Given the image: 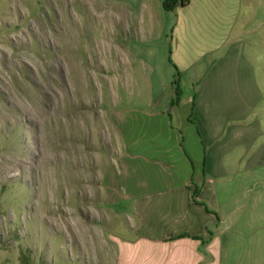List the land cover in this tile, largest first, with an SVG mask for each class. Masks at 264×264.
I'll return each mask as SVG.
<instances>
[{"label":"rangeland","instance_id":"obj_1","mask_svg":"<svg viewBox=\"0 0 264 264\" xmlns=\"http://www.w3.org/2000/svg\"><path fill=\"white\" fill-rule=\"evenodd\" d=\"M237 13L235 51L201 66L182 112L215 185L264 217V0ZM132 16L124 0H0V264H113L129 231L106 204L115 114L146 109L166 79V39Z\"/></svg>","mask_w":264,"mask_h":264},{"label":"crops","instance_id":"obj_2","mask_svg":"<svg viewBox=\"0 0 264 264\" xmlns=\"http://www.w3.org/2000/svg\"><path fill=\"white\" fill-rule=\"evenodd\" d=\"M124 1L137 29L166 39V79L146 109L115 114L123 150L104 173L106 204L129 231L112 238L106 256L113 264H264V217L249 214L243 190L235 198L215 185L198 127L182 112L196 108L197 94L183 90L197 84L201 66L235 51L240 0H189L173 11L162 0ZM176 79L181 98L170 105Z\"/></svg>","mask_w":264,"mask_h":264},{"label":"trees","instance_id":"obj_3","mask_svg":"<svg viewBox=\"0 0 264 264\" xmlns=\"http://www.w3.org/2000/svg\"><path fill=\"white\" fill-rule=\"evenodd\" d=\"M188 2L189 0H162V7L164 10L173 11L177 6H185L188 4ZM173 87H174L173 89L174 95L170 102V105L177 104L181 98L182 91L179 87V83L177 79L173 82ZM194 194H195V191H194ZM182 236H185V234H181L178 237H182ZM194 237H197V236H194Z\"/></svg>","mask_w":264,"mask_h":264}]
</instances>
